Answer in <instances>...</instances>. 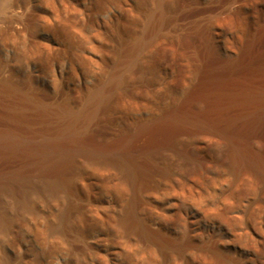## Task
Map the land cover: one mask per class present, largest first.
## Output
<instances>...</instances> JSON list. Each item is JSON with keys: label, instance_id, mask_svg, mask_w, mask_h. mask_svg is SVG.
I'll return each mask as SVG.
<instances>
[{"label": "rangeland", "instance_id": "1", "mask_svg": "<svg viewBox=\"0 0 264 264\" xmlns=\"http://www.w3.org/2000/svg\"><path fill=\"white\" fill-rule=\"evenodd\" d=\"M7 1L5 7L0 5L4 8L0 9V82L13 81L25 89H38L51 102L71 108L77 105V97L88 93L95 82L111 72L118 43L136 38L145 15L154 8L150 0ZM183 1L168 0L167 6L175 8ZM197 1L204 6L216 5L214 7L220 12L227 6V10L237 14L244 11L241 12L243 23L252 1L253 11L262 15L260 21L264 20L262 0L259 6L255 4L257 0ZM219 10L202 12L199 22L197 16L175 22L161 32L158 43L139 54L127 75L129 85L123 92V99L92 123V138L109 140L126 132L137 118L174 103L186 82L190 81L202 55L201 49L211 35L213 46L218 43L215 47L218 46L220 54H227L221 47L222 27L215 28L210 21ZM249 21L244 23L248 36L252 31ZM4 103L6 101H0L1 106ZM206 137H183L178 144L190 146L207 162L214 149ZM252 143L264 149L262 140ZM170 154L171 160L174 154ZM206 162L203 165H207ZM183 170H173L176 174L172 177H178L170 179L175 187L172 188L174 192L170 189L173 194L162 193L164 183L154 190L142 189V194L139 193L140 200L144 199L142 203L146 207L149 205L143 210L147 213L144 216L149 222L154 221L156 225L151 223L158 231H170L180 241L189 235L193 238V250L185 252L186 258L182 255L176 259L187 264H211L204 248L207 243L216 245L224 258H235L241 264H264V190L261 191L259 180L250 172H244L238 176V186L226 182L214 193L209 192L208 196L204 193L201 203H185L180 199L205 191L195 184L197 177L191 169L187 173ZM114 181L104 170L82 165L68 178L66 193L53 195L49 202L32 193L30 206L33 213H22L21 219H15L13 233L0 234V260L6 258L11 264H176L175 255L163 260L155 247L125 238L116 228L114 212L125 204L128 191ZM157 192L161 195L157 196ZM149 207L153 209L152 213ZM158 212L165 215H158ZM164 216L177 220L172 218L175 224H168ZM62 218L67 220V234L58 227Z\"/></svg>", "mask_w": 264, "mask_h": 264}, {"label": "bare ground", "instance_id": "2", "mask_svg": "<svg viewBox=\"0 0 264 264\" xmlns=\"http://www.w3.org/2000/svg\"><path fill=\"white\" fill-rule=\"evenodd\" d=\"M6 1L0 0V5L4 6ZM150 1L154 8L145 15L137 37L118 43L111 72L95 82L88 93L77 97L74 108L51 102L38 89H25L12 80L13 84L0 82V101H6L4 106L0 105V234L13 233V221L21 219L22 213H33L30 206L32 193L49 202L53 195L66 193V182L77 168L82 165L94 166L104 170L106 176L129 192L125 204L114 212L116 228L125 238L155 247L163 260L175 255L174 262L180 264L184 260L180 261L176 256L193 250V238L189 235L183 240L180 238V241L170 231H158L154 221L149 222L144 216L147 213L144 214L143 210L149 205L146 207L142 203L144 199L140 200L142 189L154 190L164 183L162 193L173 194L171 177L176 174L173 170L186 169L187 173L191 169L197 177L195 184H199L205 192L188 195L186 199L181 197L180 200L185 203H201L204 193H208L205 195L208 196L209 192L214 193L220 184L226 182L238 186V176L244 172H250L257 178L261 191L264 190V149L252 143L257 139L264 142V20L260 21L261 14L253 11L254 2H250V11L246 13L252 29L248 36L244 25L247 20L243 23L241 15L244 11L237 14L227 10V6L220 12L214 7L216 5L204 6L197 0H185L177 8L168 7V0ZM262 1L257 0L255 4L259 6ZM1 6L0 9L3 8ZM209 9L219 10L210 21L215 28L222 27L224 37L221 35V47L227 54H220L218 46L215 47L218 43L213 46L212 35L204 38L206 44L201 49L197 68L174 103L137 118L126 132L116 134L109 140L92 138V123L123 99V92L129 85L127 75L139 54L153 47L161 32L175 22H185L194 16L198 17L196 21L199 22L200 14ZM204 135L209 137L210 146L214 149L213 156L207 162L202 155L195 154L190 146L178 144L183 137ZM170 153L174 154L175 159L168 158ZM205 162L207 165H203ZM158 192L157 196L161 193ZM172 218L175 219L164 216L168 224L175 222ZM66 221L64 218L57 221L59 230L64 234L69 231ZM215 246L206 243L204 247L209 263L241 264L235 258H224L222 251ZM0 264L11 263L2 258Z\"/></svg>", "mask_w": 264, "mask_h": 264}]
</instances>
